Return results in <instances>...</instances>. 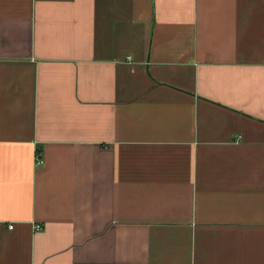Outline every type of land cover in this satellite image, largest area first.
<instances>
[{
  "label": "crops",
  "instance_id": "1",
  "mask_svg": "<svg viewBox=\"0 0 264 264\" xmlns=\"http://www.w3.org/2000/svg\"><path fill=\"white\" fill-rule=\"evenodd\" d=\"M0 264H264V0H0Z\"/></svg>",
  "mask_w": 264,
  "mask_h": 264
},
{
  "label": "built area",
  "instance_id": "2",
  "mask_svg": "<svg viewBox=\"0 0 264 264\" xmlns=\"http://www.w3.org/2000/svg\"><path fill=\"white\" fill-rule=\"evenodd\" d=\"M36 160H37V164H39V165L43 164V163H44V157H43V154L40 153V152H37ZM10 227L13 228L14 225H11ZM41 227H42V226L37 225V228H41Z\"/></svg>",
  "mask_w": 264,
  "mask_h": 264
}]
</instances>
